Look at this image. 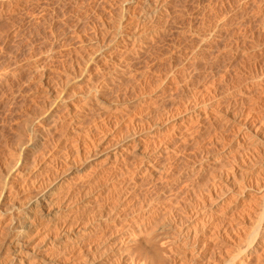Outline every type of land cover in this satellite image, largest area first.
I'll list each match as a JSON object with an SVG mask.
<instances>
[{"label": "rangeland", "instance_id": "rangeland-1", "mask_svg": "<svg viewBox=\"0 0 264 264\" xmlns=\"http://www.w3.org/2000/svg\"><path fill=\"white\" fill-rule=\"evenodd\" d=\"M263 133L264 0H0V264H114L179 218L165 252L142 251L151 264H264ZM45 184L69 203L62 253L59 227L27 213ZM188 207L210 216L199 254L182 251ZM26 217L38 253L14 256Z\"/></svg>", "mask_w": 264, "mask_h": 264}, {"label": "bare ground", "instance_id": "bare-ground-1", "mask_svg": "<svg viewBox=\"0 0 264 264\" xmlns=\"http://www.w3.org/2000/svg\"><path fill=\"white\" fill-rule=\"evenodd\" d=\"M143 22V21H142ZM135 29V28H134ZM66 99V98H65ZM86 99H87V97H86ZM62 100V99H61ZM123 100V99H122ZM113 102V101H112ZM53 103V102H52ZM63 109V108H62ZM65 109V108H64ZM75 112V111H74ZM73 112V113H74ZM69 113V112H68ZM68 116L69 115H71L70 113L69 114H67ZM63 116V115H62ZM228 116V115H227ZM230 117H232L231 115H230ZM246 117V116H245ZM72 119H73V117H71ZM75 118V117H74ZM227 118V117H226ZM228 119H229V116H228ZM233 119H235V117L233 118H230L229 120H232L233 121ZM240 119V118H239ZM69 120V119H68ZM71 120V119H70ZM234 122V121H233ZM241 122V121H240ZM237 124V123H236ZM248 126V125H247ZM65 127V126H64ZM255 128V127H254ZM256 128H257V126H256ZM64 129H66V128H64ZM264 134V133H263ZM257 136V135H256ZM35 142V141H34ZM33 143V142H32ZM69 154V153H68ZM71 155V154H70ZM244 158V157H243ZM67 159H68V157H67ZM253 159V158H252ZM261 159V158H260ZM135 160V159H134ZM72 162V161H71ZM214 163V162H213ZM72 164H73V162H72ZM255 164H256V162H255ZM71 165V164H70ZM227 165V164H226ZM229 165V164H228ZM237 165V164H236ZM254 165V164H253ZM257 165V164H256ZM255 165V166H256ZM221 166V165H220ZM254 166V167H255ZM254 167H252V168H254ZM65 168V167H64ZM226 169V168H225ZM247 169V168H246ZM62 171V170H61ZM206 171V170H205ZM218 171V170H217ZM65 172V171H64ZM213 172V171H212ZM221 172V171H220ZM219 172V173H220ZM227 171H225V176L226 177H230V176H232V174L229 176V172L228 173H226ZM67 173V172H66ZM215 173V172H214ZM223 173H224V171H223ZM239 173V172H238ZM243 173V172H242ZM64 174V173H63ZM217 174V173H216ZM222 173H220V177L222 176L221 175ZM236 174V173H235ZM239 174H241V173H239ZM55 175V174H54ZM209 175V174H208ZM210 175H211V173H210ZM218 176H219V174H218ZM224 176V178L225 179H227L226 177ZM238 176V175H237ZM242 176V175H241ZM223 178V177H222ZM221 178V179H222ZM242 178V177H241ZM206 180V179H205ZM229 180H231V179H229ZM240 180V179H239ZM249 180V179H248ZM256 180V179H255ZM259 180V179H258ZM207 181V180H206ZM208 181H209V178H208ZM226 181V180H225ZM234 181V180H233ZM261 181V180H260ZM46 182V181H45ZM60 181H58V183H59ZM236 182V181H235ZM235 182H233V183H235ZM258 182V181H257ZM52 183V182H51ZM57 183V184H58ZM237 183V182H236ZM56 184V185H57ZM61 184V183H60ZM59 184V185H60ZM229 184V183H228ZM232 184V183H231ZM255 184V183H254ZM44 185V184H43ZM50 185V184H49ZM49 185L48 184H45V186H44V188H43V190H41L40 192H37V193H35V195L34 196H32L29 200V202H28V204H27V208H28V214H30L31 213V211H32V209H36V208H38V210L40 209V211L41 212H43V213H41V214H45L44 215V217L46 216V220H51V221H53L54 222V225L56 224L58 227H59V231L57 232V234H56V246H59V247H61V249L62 250H60L61 251V253L64 251L65 252V250H68L66 247H64L68 242V238H69V236H67L66 234H68V233H66L65 234V232L63 231V228H62V219L64 218V214H65V211L67 210L66 208H68V204L69 203H65V201L64 202H60V203H54L53 202V200L51 199L52 198V193H55V190H56V188L57 187H55V186H51V187H49ZM218 185V184H217ZM237 185V184H236ZM252 185V184H251ZM40 186H42L41 184H40ZM61 186V185H60ZM218 186H220V185H218ZM233 186V185H232ZM239 186V185H238ZM240 186H242V185H240ZM59 187V186H58ZM212 187V186H211ZM216 187V186H215ZM215 187H212L213 189H215ZM231 187V186H230ZM249 187H250V185H249ZM209 188V187H208ZM212 188H211V190H212ZM235 188H237V186L235 187ZM240 188V187H239ZM239 188H237V189H239ZM245 188V187H244ZM253 188V187H252ZM255 188V187H254ZM260 188V187H259ZM87 189V188H86ZM218 189V188H217ZM233 190H235L234 188H232ZM236 189V191H237V194H238V192H239V190H237ZM224 190V189H223ZM222 190V191H223ZM227 190V189H226ZM231 190V189H230ZM208 191V190H207ZM218 191V190H217ZM216 191V192H217ZM221 191V192H222ZM204 192H205V190H204ZM215 192V193H216ZM86 193V192H85ZM209 193V192H208ZM214 193V194H215ZM218 193L219 194H222V193H220V190L218 191ZM86 195H87V193H86ZM223 195V194H222ZM212 196V195H211ZM214 196H217V193H216V195H214ZM220 196V195H219ZM84 197V196H83ZM207 197V196H206ZM213 197V196H212ZM218 197V196H217ZM216 197V198H217ZM221 197V196H220ZM226 197V196H225ZM194 198V197H193ZM196 198V197H195ZM211 198V197H210ZM232 198V197H231ZM75 199V198H74ZM80 199H82V198H80ZM162 199V198H161ZM181 199V198H180ZM214 199H215V197H214ZM230 199V198H229ZM68 200V199H67ZM78 200V199H77ZM207 200H208V198H207ZM218 200V199H217ZM76 201V200H75ZM211 201V200H210ZM180 202V201H179ZM77 203V202H76ZM204 203V202H203ZM208 203V202H207ZM231 203V202H230ZM74 204V203H73ZM213 204V203H212ZM223 204V203H222ZM204 205V204H203ZM208 205H210V203L208 204ZM254 205V204H253ZM258 205V204H257ZM200 206H201V204H200ZM227 206V205H226ZM202 207V206H201ZM203 207H205V206H203ZM259 207V206H258ZM195 208V207H194ZM187 209H189V207L187 208ZM191 209V208H190ZM188 210V211H186V210H184L185 211V213H187V214H189L190 216H191V214H192V216H191V218L193 217V218H197V222H195V229H193L192 231H191V229L189 230V231H191V235H192V238H190V239H192L193 241H191L192 242V245H191V243H190V245L192 246V247H190V248H185V249H183L182 251H184V252H186V251H194V253H198L199 254V252H201V251H205L206 250V247H208V245L209 246H211V238L210 237H213L211 234V236L210 237H206V231H205V229H206V225H205V223H202V222H200L201 220H203V219H206L207 217H210V216H207L206 218H205V215H204V217H202L203 215H202V213L200 214V212H198L197 210H194V212L193 211H191V210ZM202 209V208H201ZM251 209V208H250ZM199 210V209H198ZM203 211H204V209H203ZM203 211H201V212H203ZM206 211V210H205ZM211 211V210H210ZM238 211H240V210H238ZM109 212H113V211H109ZM259 212V211H258ZM26 213V214H27ZM110 213V214H111ZM191 213V214H190ZM238 213V212H237ZM109 214V215H110ZM206 214V213H205ZM210 214V213H209ZM215 214V213H214ZM255 214V213H254ZM31 215V214H30ZM137 215V214H136ZM141 215V214H140ZM188 215V216H189ZM202 215V216H201ZM241 215V214H240ZM186 216V215H185ZM200 216H201V218H200ZM235 216V215H234ZM238 216V215H237ZM243 216V215H242ZM255 216V215H254ZM153 217V216H152ZM163 217V216H162ZM221 217V216H220ZM256 217H257V215H256ZM88 218V217H87ZM158 218H160V219H158V220H162V221H164V224H165V220H169L168 218L167 219H164L163 220V218H161V217H158ZM198 218H200L199 220H198ZM229 218V217H228ZM31 218L30 217H26L25 218V222L23 223V225H21V226H17V227H13V231L15 232V234L11 237V239H9V241L7 242V243H5V247H6V249L7 250H9V251H12V253L13 252H15V253H17V254H24V256H33V255H35L36 253H38L36 250H34V252H33V249H32V251L30 252V250H27L28 248H29V246H30V243H29V239H28V236H27V233L33 228V224L35 223V221L36 220H30ZM92 219V218H91ZM151 219V218H150ZM221 219V218H220ZM224 219V218H223ZM222 219V220H223ZM237 219V218H236ZM158 220H156V221H158ZM173 220H174V218H173ZM211 220V219H210ZM229 220V219H228ZM244 220V219H243ZM243 220H242V222H243ZM64 221V220H63ZM154 222L153 224H154V226H155V223L158 225V222ZM249 221V220H248ZM76 222V221H75ZM90 222H92V220H89V221H86V223L87 224H85V225H87V227H88V225L90 226ZM160 223H159V225L158 226H160V225H164L163 224V222H161V221H159ZM169 223H167L166 222V224L163 226V227H161L160 229H158L157 231H155V232H152V233H144V232H142V230H138L136 233H135V235L134 234H132V235H134V241L132 242V243H129V244H127L126 243V245H125V251H124V253L122 254L123 255V257L121 256V254H120V257L117 259V260H119V261H115V263L114 264H124V263H126L127 262V264H151L150 263V261H149V258L148 259H146V257L145 256H143V252L145 251L144 249L145 248H147L146 250H148V247H151V248H155L156 249V251H157V254H160V253H162V252H165L166 251V248L167 247H169L170 246V244H172L173 242H174V240L176 239V238H180L181 237V234H176V233H174V231L176 230L175 229V227L178 225V226H180V225H183L184 223H186L185 221H184V219L183 218H179V219H177L174 223H172L171 224V222H172V219H171V222H170V220L168 221ZM229 222V221H228ZM227 222V223H228ZM232 221H230V223H231ZM245 222V221H244ZM256 222V220H254V223ZM162 223V224H161ZM251 223V222H250ZM96 224V223H95ZM146 224V223H145ZM180 224V225H179ZM192 224V225H193ZM245 224V223H244ZM252 224V223H251ZM250 224V226L249 227H251L252 225ZM193 225V226H194ZM238 225V224H237ZM241 225V224H240ZM239 225V226H240ZM103 226V225H102ZM232 226V225H231ZM83 227H85L84 228V230L83 231H88L89 230V228H86V226H83ZM142 227V226H141ZM157 227V226H156ZM211 227V226H210ZM153 228V227H152ZM155 228V227H154ZM189 228V227H188ZM191 228V227H190ZM213 228V227H212ZM139 229V228H138ZM157 229V228H156ZM155 229V230H156ZM208 229V228H207ZM148 230V229H147ZM149 230H151V228L149 229ZM181 230V229H180ZM187 230V229H186ZM261 230V229H260ZM12 231V232H13ZM83 231H78V234H81L78 238H76L75 239V244H76V246H77V248H78V253H76V251H75V253L76 254H79L80 255V252H88L89 253V251L91 250H93V249H91L92 248V242L90 241V239H89V241H88V237H87V240H86V237L84 236V233L85 232H83ZM153 231H154V229H153ZM209 231V230H208ZM207 231V232H208ZM214 231V230H213ZM223 231V230H222ZM77 232V231H76ZM149 232V231H148ZM176 232V231H175ZM185 232H187V231H185V230H183V236H185ZM86 233H88V232H86ZM92 233V232H91ZM208 233H211V232H208ZM235 233H237V232H235ZM188 234V233H187ZM231 234V233H230ZM242 234V233H241ZM86 235V234H85ZM190 235V236H191ZM225 235V234H224ZM234 235V234H233ZM182 236V237H183ZM230 237L232 236V235H229ZM240 236V235H239ZM254 236V235H253ZM187 236H185L184 238H186ZM233 237V236H232ZM231 237V238H232ZM242 237V236H241ZM252 237V236H251ZM189 238V237H188ZM216 238H218V237H216ZM223 238V237H222ZM221 238V239H222ZM244 238H246V237H244ZM254 238H256L255 236H254ZM127 239V238H126ZM178 240V239H177ZM187 240V239H186ZM233 240V239H232ZM239 239L237 238V240L236 241H238ZM244 240V239H243ZM252 240H253V237H252ZM255 240V239H254ZM55 241V240H54ZM215 241V240H214ZM250 241V240H249ZM120 242H122V240L120 241ZM183 242V243H182ZM181 242V245H185L186 246V243L184 242V241H182ZM187 242H188V240H187ZM235 242V241H234ZM215 243V242H214ZM231 243V242H230ZM229 243V244H230ZM237 243V242H236ZM241 243V242H240ZM239 243V244H240ZM250 243H252L251 241H250ZM250 243H249V246H251L250 245ZM254 243V242H253ZM252 243V244H253ZM260 243V242H259ZM262 243V242H261ZM189 244V243H188ZM176 245V244H175ZM180 245V246H181ZM230 245H232V244H230ZM213 246V245H212ZM236 246H237V244H236ZM240 246V245H239ZM73 247V246H72ZM120 246H118V248H119ZM226 247V246H225ZM242 247H244V246H242ZM69 248V247H68ZM76 248V247H75ZM117 248V247H116ZM122 248H123V246H122ZM171 248H173V247H171ZM214 248H216V247H214ZM237 248V247H236ZM224 249V248H223ZM227 249V248H226ZM225 249V250H226ZM244 249H246V247H244ZM243 249V250H244ZM69 250H70V248H69ZM76 250V249H75ZM144 250V251H143ZM169 250V249H168ZM220 250V249H219ZM222 250V249H221ZM236 250V249H235ZM237 250H238V248H237ZM143 251V252H142ZM155 251V250H154ZM174 251V250H173ZM216 251H217V249H216ZM264 251V250H263ZM67 252H69V251H67ZM224 252V251H223ZM236 252V251H235ZM240 252V251H239ZM259 252H261V251H259ZM31 253V254H30ZM70 253H71V250H70ZM146 253V252H145ZM155 253V252H154ZM178 253H179V251H178ZM191 253V252H190ZM231 253V252H230ZM14 254V253H13ZM30 254V255H29ZM182 254V253H181ZM184 254V253H183ZM258 254V253H257ZM262 254H263V252H262ZM261 254V255H262ZM60 255V254H59ZM74 255V254H73ZM79 255H77V256H79ZM151 255V254H150ZM170 255V254H169ZM174 255V254H173ZM186 255V254H185ZM193 254H190V256H187V259H189L190 257H194V255L192 256ZM260 255V256H261ZM14 256H15V254H14ZM17 256V255H16ZM23 256V257H24ZM160 256V255H159ZM176 256V255H175ZM197 256V255H196ZM40 257V256H39ZM62 257V256H61ZM66 257V256H65ZM72 257V256H71ZM75 257H76V255H75ZM80 258H79V260L77 261V262H79V264H89L90 263V257H89V254L87 255V254H83V255H81V256H79ZM121 257H122V259L124 258V260H121ZM149 257V256H148ZM185 257V256H184ZM253 257H256V255H253ZM263 257V256H262ZM30 259H31V257H29ZM35 258H37L36 256H35ZM73 258V257H72ZM177 258V257H176ZM246 258V257H245ZM260 258V257H259ZM33 259H34V257H33ZM50 259V258H49ZM74 259V258H73ZM77 259V258H76ZM113 259H114V257H113ZM171 259H173V257L171 258ZM207 259V258H206ZM52 260H53V258H52ZM51 260V261H52ZM210 260V259H209ZM121 261V262H120ZM32 262V261H31ZM33 262H34V260H33ZM36 262V261H35ZM62 262V261H61ZM76 262V263H77ZM114 262V261H113ZM173 262V261H172ZM182 262V261H181ZM184 262V261H183ZM186 262V261H185ZM234 262V261H233ZM42 263V262H41ZM58 263V262H57ZM60 263V262H59ZM111 263V262H110ZM195 263V262H194ZM199 263V262H198ZM231 263V262H230ZM78 264V263H77ZM178 264V263H177ZM207 264H208V262H207ZM228 264V263H227Z\"/></svg>", "mask_w": 264, "mask_h": 264}]
</instances>
